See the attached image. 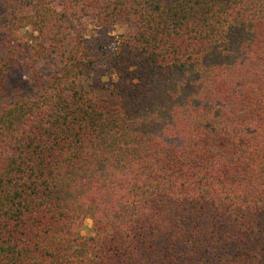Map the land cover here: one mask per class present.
<instances>
[{
    "label": "trees",
    "instance_id": "1",
    "mask_svg": "<svg viewBox=\"0 0 264 264\" xmlns=\"http://www.w3.org/2000/svg\"><path fill=\"white\" fill-rule=\"evenodd\" d=\"M0 264H264V0H0Z\"/></svg>",
    "mask_w": 264,
    "mask_h": 264
},
{
    "label": "rangeland",
    "instance_id": "2",
    "mask_svg": "<svg viewBox=\"0 0 264 264\" xmlns=\"http://www.w3.org/2000/svg\"><path fill=\"white\" fill-rule=\"evenodd\" d=\"M127 30H128V27L121 24L119 26L108 29L106 32H108L111 35H119L121 33L126 32ZM35 37H36V34L34 33L32 29L28 30L27 32L20 33L19 35V38H21L22 41L24 40V41H29V42L34 40ZM54 62L55 61L53 59L48 60L47 58L45 60V64H42L41 71L43 73H47V72L51 73ZM100 87H101V83L95 82L94 83L95 90L92 89V95L94 94L98 98H103L105 100H108L111 103L114 102V99L108 94L107 91H102V92L99 91ZM91 228H92V221L90 219H86L83 222H81L79 229L81 230V233L83 236L88 237L91 235V231H90Z\"/></svg>",
    "mask_w": 264,
    "mask_h": 264
}]
</instances>
